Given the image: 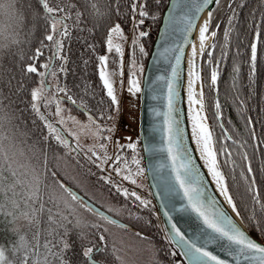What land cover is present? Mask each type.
<instances>
[{"label":"snow or ice","instance_id":"obj_1","mask_svg":"<svg viewBox=\"0 0 264 264\" xmlns=\"http://www.w3.org/2000/svg\"><path fill=\"white\" fill-rule=\"evenodd\" d=\"M213 2L219 7L221 0H170L167 6V15L161 12L162 0H154V10L148 8V0H132L125 13H121L118 0L114 5L107 6L104 13H101L95 4H92L91 7L96 9L97 15L108 17L107 35L104 41L106 53L98 55L99 79L102 81L107 96L111 98V105H117L113 74L108 71L107 63L111 54L114 62L118 65V68L114 71H118L121 78L123 77L124 48L121 42L114 43L113 35L119 36L121 41L126 37L119 20H112L111 17L115 15L119 18L121 15L127 16L130 13L133 28L128 91L130 93L140 91L141 84L136 70L142 73L144 66L142 63L138 64L136 62V48L138 47L141 55H148L144 44L140 42V38L149 35V31L143 30L140 26L144 24L146 18L155 21L157 17L163 16L165 27L160 30L163 47L157 50L154 59L159 57L157 62L163 61L167 64V68L164 74L158 75L149 85V91L154 93V98L162 95L165 102L164 119L160 128L163 140L158 145H144V150L154 154L159 150L166 151L171 172L167 176L163 174L159 176L160 181L163 183L165 196L174 197L182 194L184 203L179 205L180 209L195 213L196 217L202 222V227L197 232L192 235H185L181 228L177 226V223L174 222L171 213L175 210L176 204L173 203L171 209H166L164 212L167 217V224H170V229L167 226L165 228V239L173 241L181 247L183 250L182 255L188 258L189 264H242V262L243 264H264V243L252 238L241 229L232 215L219 206L216 197L207 194L208 182L194 159V153L199 152L216 189L224 197L227 204L231 206L236 216H241L237 201L230 190L228 176L220 166L219 156L224 153V163L231 165L232 180H236V170L239 167V177L244 182L246 194L253 201V204L258 205L261 211L264 212V193L261 191L262 181L258 180L256 169L253 167L252 156L245 147L249 144V139L234 138L222 122L219 123L221 135L215 136L208 123L209 117L205 112V78L202 74L203 68L198 63V55L200 61H203L206 55V63L211 65L208 87L216 95L212 119L222 121V104L219 99V63L221 59H226L228 56L230 32L232 31L231 22L236 16L235 8L232 7L233 0H228V7L231 10V15L228 17L229 26L225 27L223 31L220 56L214 57L216 29L219 28V24L216 25V29L210 28L214 12V9L210 6ZM205 11H207L206 18L203 22H199L200 15ZM26 12L31 14L33 20L42 19L45 22V27L43 40L40 42L39 47L31 50V56H26L23 51L20 53L22 63L20 64V77L16 85L17 91L24 90L25 77L31 74H38L41 78L49 74L56 77L57 72L67 74L66 61L68 57L64 53V40L70 38L68 21L72 20L73 26L83 31L81 22L84 20V12L75 3L63 5L59 3L52 4L50 0H32V2L24 5L22 0H0V14L6 17H15L23 21L26 18ZM261 19L264 21V13H262ZM198 22L199 28L197 30ZM209 35L214 38L211 45L206 44ZM261 39V29L258 23L249 45L250 82H253L256 73L258 45ZM197 40L199 41V52L197 50ZM44 41L48 42L47 45ZM11 42L13 44L21 43V34L19 32L15 33ZM187 45H191L190 51L186 48ZM7 46V44H0V47ZM44 47L51 50V55L41 63L38 58L41 57ZM89 47H92L95 51L94 46L90 45ZM239 51L240 49L237 48V53ZM185 58L187 64V120L191 124L190 135L186 132L182 110L177 106L180 98L182 73L185 71ZM56 60L60 61L58 67L54 63ZM41 68L43 71H40ZM233 72L236 73L233 76V87H235L240 72L239 64L234 63ZM12 79H15V77L9 79V84H11ZM198 84L199 87H197ZM57 88L61 92L67 91L66 88L59 85ZM47 91L43 79L40 80L39 85L30 86L29 106L48 129V135L43 138L45 140L54 139L57 142V148L62 147L66 152L75 153L79 157L82 151L80 144L63 135L57 127L41 114L38 101L43 99L45 106L50 103V100L45 96ZM67 99L75 103V98L72 95H67ZM234 102L237 104V111L244 122L245 133L253 142L251 145L253 151H260L261 145H264V136H257L255 125L262 123V127H264V122L261 121L259 115L254 117L250 112L247 115L244 114L246 111L244 99L236 96ZM80 106L84 108L88 116L87 123L96 124L94 134L100 138L97 145L89 146V150L83 152L84 157L91 160L102 172L111 167L124 180L137 184L136 177L143 175L145 172V168L140 165L139 157L135 155L137 143L133 142L130 137H126L128 140L126 144H121L117 139L115 141L118 148L116 154L112 157H109L107 153L101 156L94 151V147H105L106 142L111 139L110 135L107 134L112 132L114 126L107 123L99 124L83 100L80 101ZM60 112L61 107L57 104L56 115L59 116ZM260 113H264V108L260 109ZM157 115H159V112H157ZM99 116L105 121L112 119L111 115L106 116L103 110L99 111ZM71 119L75 118L71 117ZM60 123H64L63 118H61ZM229 123H231V120H229ZM71 136L75 137L76 133L72 132ZM229 140L237 146L239 164L233 156L231 146L222 143V141ZM3 141L4 136L0 134V216L4 217L9 236L6 241L0 242V264H101L100 261L95 259V256L107 250L105 237L107 228L105 224L111 223L123 227L120 221L96 207L92 198L86 199L87 194L81 195L69 184H66L61 179L56 166L49 168L46 151L43 154V171H41L40 165L24 166L16 164L13 159L15 153L11 152L10 146H6ZM217 144H219V148ZM126 149L132 150L134 154L131 161L124 155ZM109 160L111 161L110 164L108 163ZM130 164L135 165V173L129 167ZM21 167L24 168L23 172L19 171ZM159 167L162 169L165 165L161 164ZM260 172L264 173V164H261ZM48 178H51L52 184L45 185V187L53 189V186H55L62 195L59 197L53 195L49 198V201H55V210L53 207L47 208L48 226L46 229H41L39 226L47 207L45 194L41 186ZM103 179L108 183H112L108 176H104ZM139 186L142 187L143 185ZM116 189L124 197L132 198L133 205H136L137 201L141 207L150 205L149 200L140 197L135 191L130 192L128 188L122 185H117ZM72 202H77L80 208L99 218L91 224V228L95 229L94 233L86 236L83 232H77L78 246L77 241L71 240L68 235L69 213L59 207V204L63 203L64 209H71L72 213H75L76 209ZM109 210L120 211V209H112L111 207H109ZM21 219L27 221L33 229L31 239H29L28 233L22 230L19 223ZM101 220L105 223H100ZM249 222L255 223L261 239H264V223L256 217L255 212L250 213ZM80 223L81 221L77 219L76 226L79 227ZM60 229H63V231H59ZM41 231L45 232L43 243H41ZM140 235L143 234L140 233ZM53 240L55 243H53ZM93 240H95V243H92ZM214 243L219 244L221 251L231 259L224 258L215 251L210 250L208 245ZM49 257L52 259L50 260Z\"/></svg>","mask_w":264,"mask_h":264},{"label":"trees","instance_id":"obj_2","mask_svg":"<svg viewBox=\"0 0 264 264\" xmlns=\"http://www.w3.org/2000/svg\"><path fill=\"white\" fill-rule=\"evenodd\" d=\"M30 2H32V0H22L24 5ZM116 2L117 0H50L52 4H77L84 12V20L81 22L83 31L78 27H74L72 20L68 21L70 38L64 40V53L68 57L66 61V67L68 69L67 74L57 72L56 77H52L49 74L43 78L39 77L38 74H31L25 77V87L23 91L16 90L17 81L20 77V64L22 63L20 60V53L23 51L26 56H31V50L40 46V42L43 40L45 22L42 19L33 20L31 14L28 12L25 13L26 18L23 21L15 17L9 18L5 16V18H3L5 25L0 34V44H7L8 46L0 47V102H2L0 103V134L4 136L3 143L6 146H10L11 152L15 153L13 159L18 165H40L41 171H43V154L46 151L49 168L56 166L61 179H63L66 184H68V182L60 170L63 162L66 164L73 162L85 173V175H88L92 181L97 180L96 182H99L98 186L101 193L105 195L113 208L120 209L119 212L114 210L109 214L119 220L123 228L130 230L134 235L142 237L147 241L151 253L149 264H173L171 248L168 245V240L165 239V230L163 224H161L158 213L150 206H139L138 201L136 205H133L132 198H126L121 192L117 191V184L115 180L111 178L108 171L105 170L102 172L91 160L90 171L83 167L86 158L82 152L80 156L77 157L75 153L66 152L62 147L57 148V142L54 139L45 140L43 137L48 135V129L44 122L29 106L30 86L39 85L40 80L43 79L48 89L45 96L50 100V103L45 106L43 99L38 101L41 114L57 127L63 135L74 140L70 134L68 135L65 127L62 126L63 124L60 123V118H63V120L65 118L64 123H67V125L74 124L76 120L84 121V119H86V122L88 121V116L84 108L80 106V101L83 100L91 113L96 117L99 124L107 123L110 126H114L112 132L108 133L111 139L114 137L113 135L118 126L120 113L117 105H111V98L107 96L106 90L103 89L102 81L99 79L98 61V55L106 52L104 41L107 35L106 25L108 17L106 15H97L96 9L92 8L91 5L95 4L96 7L100 9V12L104 13L107 6L114 5ZM118 2L120 4L121 13H125L127 12V6L132 3V0H118ZM167 2L168 0H162V13L165 10ZM232 7L235 8L236 16L231 22L230 50L227 58L221 59L219 63V99L222 104V123L228 128L229 134L234 138L242 137L249 139V144L245 145V147L250 156H252L253 167L256 169L258 180L262 181L261 191L264 193V173L260 172L261 164H264V145H261L260 151H253L251 146L253 142L245 133L244 122L240 118V113L237 111V104L234 102V97L236 96L244 99L246 108L244 114L247 115L250 112L254 117L259 115L261 121L264 122V113H260V109L264 108V21L261 19L262 13H264V0H233ZM148 8L155 9L154 0H148ZM213 9V21L210 28L216 29V25L219 24V28L216 29V48L213 54L214 57H219L221 44L223 43V31L225 27L229 26L228 17L231 15V10L228 7V0H221L220 6L217 7L215 4ZM111 19L119 20L126 37L121 41L119 36L113 35L114 42H121L123 44L125 70L126 75H128L132 52V17L131 14L128 13L127 16L121 15L119 18L113 15ZM160 20L161 16L157 17L155 21L146 18L144 24L140 26L143 30L149 31L147 37L140 38V42L144 44L148 55H141L138 47L136 48V62L138 64L142 63L144 66L142 73L136 70L137 76L140 79V84H142V76L146 67L145 64L150 56L149 53L154 44L153 41L161 23ZM258 23L261 29L262 39L258 45L256 73L253 82H250V66L248 63L250 56L249 45ZM93 25H95V27H93ZM17 32L21 34L22 42L13 44L11 41L14 34ZM44 43L47 45L48 42L44 41ZM90 45L94 46L95 51H93L92 47H89ZM237 48L240 49L239 53H237ZM50 55L51 50L48 47H44L42 55L38 60L42 63L44 60H47ZM206 61L207 56L205 55L202 61V74L205 78V108L207 109L210 127L213 129L214 135L220 136V121L212 119L216 95L214 91L210 90L208 87V76L210 75L211 65H208ZM54 63L58 67L60 61L56 60ZM234 63L239 64L240 67L235 87H233V76L236 75V73L233 72ZM40 71H43V69L41 68ZM11 77H15V79H12L11 84H9V79ZM58 85L66 88L67 91H59L57 88ZM67 95H72L75 98V103L69 101ZM57 104L61 107L59 116L56 115ZM76 106H80V108L78 109ZM100 110H103L106 116L111 115L112 119L105 121L100 118ZM71 117L75 119H71ZM229 120H231V123H229ZM89 125H92V128H96L95 123ZM255 128L258 137L264 136V127H262V123H257ZM111 139H109L106 144H108V142L110 143ZM137 143L135 155L139 157L140 165L143 166L142 149L139 144L140 142L137 141ZM222 143L226 146H231L233 156L237 159L239 164L240 160L237 154V146L232 144L230 140L222 141ZM217 147L219 148V144H217ZM124 155L131 161L134 154L132 150L126 149L124 150ZM224 160L225 155L221 153L219 156L220 166L228 176L230 190L233 192L234 198L237 201L241 213V216H238V218L253 237L255 236L257 239L264 242V239H261L255 223L249 222L250 213L255 212L256 217L264 223V212L261 211L258 205H254L253 201L246 194L244 182L239 177V167L236 170V180H232L231 165L225 164ZM129 167L132 172L136 171L134 164H130ZM19 171L23 172L24 168L21 167ZM104 176L110 177L112 183L105 181L103 179ZM51 184V178H48L41 186L47 204L41 225L39 226L41 229H46L48 226L46 219L48 214L47 208L53 207L55 210V201H49V198L53 195L57 197L62 195L60 190L55 186H53L54 190L45 187V185ZM129 191L131 192L130 189ZM59 207L66 213H69L67 228L69 229L68 235L71 240L77 241V232H83L86 236L95 232V229L91 228V223L85 220L81 221L80 226L77 227L76 221L80 218L72 213L71 209H64L63 203H60ZM129 212H131V214H129ZM241 217H243V219H241ZM19 223L22 226V230H27L28 237L31 239L33 229L28 225L27 221L21 219ZM53 227L55 226L53 225ZM59 231H63V229ZM140 233L143 235H140ZM8 236L9 233L6 230L4 217L0 216V242L6 241ZM44 238L45 232L41 231V243H43ZM48 238L52 239L51 237ZM53 243H55L54 240ZM92 243H95V240H93ZM78 245L79 242L77 241V246ZM106 247L107 250L103 253H98L95 259L102 264H120L119 260L116 258L117 254L110 243H108L107 238ZM49 259L51 260L52 258L49 257Z\"/></svg>","mask_w":264,"mask_h":264},{"label":"rangeland","instance_id":"obj_3","mask_svg":"<svg viewBox=\"0 0 264 264\" xmlns=\"http://www.w3.org/2000/svg\"><path fill=\"white\" fill-rule=\"evenodd\" d=\"M3 18H5V16L3 14H0V34L3 31L5 25ZM117 68L118 65L114 62V58L110 54L107 63V69L110 73L113 74L112 78L114 81V91L118 101L117 107L120 113V117L118 126L114 131V137L110 140V143L108 142V144H106L104 148H101L99 146L94 147V151L99 153L101 156H103L105 153H107L109 157L115 155L116 150H118L117 145L115 144V141L117 139L121 144H126L128 142L126 137H130L133 142H140L139 109L141 104V89L140 91L135 93H130L128 91L129 85L128 75H126L125 70V57L123 59L122 78L118 71H114ZM62 126L65 127L68 135H71L72 132L76 133L75 137H71L74 138L75 142H78L80 144L82 153L88 151L89 146H95L100 141V138L95 136L94 134L96 128H92V125H89L86 122V119H84V121L76 120L74 124L71 125L63 123ZM108 163L110 164L111 161L109 160ZM83 167L90 171V160L85 159ZM60 170L71 187H73L81 195L87 194L85 196L86 199L92 198L93 203L101 207L105 212L107 211L108 213H112V211H114L109 210V207H111L112 209H115V207L113 208L112 204H110L105 195L101 193L98 186L99 182H96L97 180L92 181L91 178L88 175H85V173H83V171L80 170L73 162H71L70 164H66L65 162H63ZM106 170L108 171L109 175H111V178L115 180L117 185H122L126 188L128 187L131 191H135L140 197L149 200V206L152 207L155 212L157 211L155 202L153 201L151 195V191H149L148 188V182L146 180L145 172L143 175L136 177L137 184H132L131 182L124 180L122 176L117 175L111 167H108ZM133 173H135V171H133ZM139 185L143 186L140 187ZM72 203L74 204L76 209L74 214L80 218L78 220H85L92 224L99 219L92 213H88L85 209L80 208L77 202ZM100 223L105 222L101 220ZM105 226L107 228L105 237L108 239V243H110L112 248L115 250L117 254L116 258L117 260H119L120 264H149V257L151 253L150 248L147 245V241L144 238L138 237L134 235L130 230H127L126 228H123L121 226H117L116 224L106 223Z\"/></svg>","mask_w":264,"mask_h":264},{"label":"water","instance_id":"obj_4","mask_svg":"<svg viewBox=\"0 0 264 264\" xmlns=\"http://www.w3.org/2000/svg\"><path fill=\"white\" fill-rule=\"evenodd\" d=\"M170 0H168L165 10L163 12L164 15H167V6L169 4ZM215 3L213 2L212 5L210 6L212 9L214 8ZM207 13L205 11L202 13L199 17V22L201 21V18L203 15ZM161 23L157 29V33L155 35V39L153 41V46L151 48V51L149 53L148 60L145 64V71L142 76V84H141V95H140V118H139V123H140V128H139V135H140V146L142 149V157H143V167L145 168V176L146 180L148 182V188L149 191H151V195L153 198V201L155 202L156 205V213H158V216L160 218L161 224H163L164 230L167 226V228L170 229V224H167V217L164 215V212L166 209H171V205L173 203L176 204L175 210L172 211V216L174 219V222L177 223V226L181 228V231L185 233V235H192L195 232H197L201 227H202V222L196 217L195 213L191 212H186L180 209L179 205L184 203V200L181 195H175L174 197H166L164 194V187L163 183L160 181V174H163L165 176L169 175L171 172L170 168V162L167 161V155L166 151L164 150H159L155 154L145 151L144 150V145H158L162 143L163 140V134L160 131V128L162 127V122L164 119L163 113L165 111V102L163 99L162 95L155 96L154 98V93L149 91V85L153 80L156 79L158 75L164 74L165 70L167 68V64L164 63L163 61L157 62L159 60V57L154 59L156 56L157 50L159 48L163 47V43L161 41L160 37V30L165 27V21L163 19V16H161ZM199 22L197 23V26L199 25ZM211 36V35H210ZM213 37L211 36V43L213 42ZM186 48H189V45L186 46ZM200 66L202 67V61L200 62ZM185 67V65H184ZM184 72L182 73V84H181V89H180V98L178 101V107L182 110V85L184 82ZM49 88V86H48ZM78 109L80 106H76ZM157 112H159V115H157ZM205 112L207 114V109L205 108ZM183 114V110H182ZM208 116V115H207ZM184 117V115H183ZM222 122V121H220ZM209 123V120H208ZM210 125V123H209ZM186 128V126H185ZM188 134V133H187ZM194 159L197 161L198 165L200 166L198 159L196 155H194ZM161 164H164V168H160L159 166ZM202 173H204L202 166H200ZM205 175V173H204ZM206 181L208 182V192L207 194L216 197L219 206L223 207L225 210L226 208L222 204L221 200L218 199L217 195L215 194L213 188H211L210 182L208 180V177L205 176ZM96 207L100 208L98 205L95 204ZM101 209V208H100ZM102 210V209H101ZM104 211V210H103ZM228 213L229 211L226 210ZM235 213V212H234ZM232 215L236 223L243 229L248 235H250L252 238L257 239L255 236L253 237L250 232H248L244 226V224L239 220L238 216L233 215L231 212L229 213ZM108 215H110L108 213ZM112 216V215H110ZM113 217V216H112ZM115 218V217H114ZM116 219V218H115ZM166 233V231H165ZM259 242L264 243L257 239ZM171 243L174 246H177L182 254V249L179 245H177L175 242L171 241ZM210 250L215 251L218 255H221L224 258L231 259L221 251L220 245L219 244H209L208 245ZM186 261V264H189L188 258L184 255H182ZM102 264V263H101ZM243 264V262H242Z\"/></svg>","mask_w":264,"mask_h":264},{"label":"bare ground","instance_id":"obj_5","mask_svg":"<svg viewBox=\"0 0 264 264\" xmlns=\"http://www.w3.org/2000/svg\"><path fill=\"white\" fill-rule=\"evenodd\" d=\"M207 16V13H205L203 15V17L201 18V21L200 22H203V20L206 18ZM199 28V25L197 27V30ZM211 36H208V39L206 41V44L210 45L211 41ZM197 43V50L199 52V41L197 40L196 41ZM190 48H191V45H189V48L188 50L190 51ZM200 59H199V55H198V63L200 64ZM185 71H184V82H183V85H182V95H181V99H182V110H183V115H184V120H185V126H186V132L188 133V135H190L191 133V124L190 122L187 120V108H188V102H187V97H186V88H187V64H186V58H185ZM197 87H199V84L197 85ZM194 155H196L197 159H198V162L200 164V166H202V169L205 173V176L208 177V180L210 182V185H211V188H213L215 194L217 195L218 199L221 200L222 204L224 205V207L226 208V210L229 211V213L231 212L233 215H235V213L232 211V208L230 205L227 204V202L225 201L224 197L222 195H220L219 191L216 189L215 187V184L214 182L211 181V176L208 175V172H207V168L204 166V161L200 158V154L199 152H195Z\"/></svg>","mask_w":264,"mask_h":264},{"label":"built area","instance_id":"obj_6","mask_svg":"<svg viewBox=\"0 0 264 264\" xmlns=\"http://www.w3.org/2000/svg\"><path fill=\"white\" fill-rule=\"evenodd\" d=\"M168 245L171 248L173 264H186V261L182 256L179 248L177 246H174L170 240H168Z\"/></svg>","mask_w":264,"mask_h":264}]
</instances>
